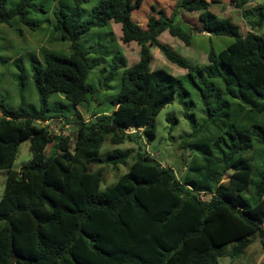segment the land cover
Wrapping results in <instances>:
<instances>
[{
  "label": "trees",
  "instance_id": "1",
  "mask_svg": "<svg viewBox=\"0 0 264 264\" xmlns=\"http://www.w3.org/2000/svg\"><path fill=\"white\" fill-rule=\"evenodd\" d=\"M34 1L18 0L8 7V0H0V25L19 18L33 28L36 24L28 14ZM89 1L73 0L71 10L54 11L53 28L70 43V53L45 50L43 64L32 65L40 111L8 108L0 100V170L12 169L23 142H30L32 152L27 164L6 177L0 198V264H219L227 252L234 259L243 256L256 237L264 247V122L247 126L236 119L247 105L250 114L264 117V35H243L231 18L209 10L210 0H177L178 7L199 12L202 31L234 39L219 50L211 46L208 64L200 67L159 40L169 31L191 44L192 30L177 21V11L151 16L143 28L133 19V0H98L86 16L83 5ZM233 1L244 18L252 13L244 9L246 0ZM257 10L254 28L264 22V9ZM110 21L121 24L125 43L140 45V59L125 69L111 113L98 114L91 123L73 118L72 143L71 136L54 134L37 121L62 116L46 113L54 93L74 104L90 101L87 80L97 64L88 56L108 54L109 47L85 48L79 37ZM154 45L189 75L201 77L193 84L208 115L200 127L216 122L218 114L223 117L217 135L210 138L218 154L208 147L209 140L203 147L193 142L204 149L206 162L200 166L197 161L185 181L139 149L134 153L117 147L106 158L100 155L108 138L114 145L136 142L141 135L148 142L154 139L157 116L176 95L187 108L185 116H190L185 99L191 92L183 79L151 68ZM116 68L112 66L106 83ZM20 79L24 85L22 75ZM256 149L262 153L257 166L248 156ZM130 158L129 170L102 189L103 170L94 171L91 165L126 164Z\"/></svg>",
  "mask_w": 264,
  "mask_h": 264
},
{
  "label": "rangeland",
  "instance_id": "2",
  "mask_svg": "<svg viewBox=\"0 0 264 264\" xmlns=\"http://www.w3.org/2000/svg\"><path fill=\"white\" fill-rule=\"evenodd\" d=\"M17 2L18 0H8V7L15 6ZM97 2L98 0H90L83 5L86 9V16H89L91 7ZM210 2L212 3L209 4V10L222 18H231L240 26L243 35H247L251 31L264 35V22L262 26L254 28L258 21L257 8L264 9V0H246L244 9L252 11L247 18H244L243 11L237 7L233 0H210ZM177 3V0H133L130 6L133 19L143 28L147 27L151 16L158 18L161 12L171 15L177 11V21L192 30L191 44L187 45L180 38L172 36L169 31L162 33L159 40L169 45L174 54L186 59L191 64L200 67L207 65L211 46L219 50L226 47L227 43L233 42L234 39L227 36H214L207 31H202L203 23L199 19V12L187 11L178 7ZM73 6V0H35L28 14V18L36 24L33 28L22 23L19 18L14 19L11 24L0 25V57L4 59V61H0V100L8 108L24 107L30 113L40 111L41 102L33 79L32 65L43 64L42 55L45 50L69 55L70 43L60 38L59 33H56L53 28V23L56 9L71 10ZM79 43L85 48L102 44L109 47L108 54H89L88 56L91 62L97 64L91 70L87 80L91 88L90 101L74 104L62 95L54 93L49 98L46 113L62 116L50 118L47 121H37L39 125L48 127L54 134L64 137L71 136L72 143L76 130L73 118L78 116L91 123L96 120L98 114L111 113L116 108L112 106L111 101L121 91L125 69L140 59V45L136 41L125 43L122 39L121 24L114 21H110L105 27H94L83 33L79 37ZM151 51V68H163L182 78L190 90L191 94L185 99L190 116H185L187 108L182 105L179 96L176 95L174 100L164 107L157 116V135L154 139L148 142L141 135L136 142L126 141L123 144L114 145L108 138L101 146L100 155L106 158L108 153L117 147L134 150V153L139 149L163 165L172 167L177 176L185 181L188 174L193 175L190 168L193 169L197 161L201 163L200 166L206 162L204 149L200 150L193 146V142H199L200 146L203 147V141L209 140L208 147L214 151V155L218 154L212 147L213 141L210 138L217 135L223 117L218 114L213 118L216 122L211 120L205 126L200 127L208 115L204 111L205 107L201 103L193 84L198 82L201 77L198 74L196 76L189 75L187 68H182L168 60L157 45L152 46ZM114 65H118L114 78L106 83L105 78ZM223 67L225 68L224 71L232 75L225 66ZM20 75L23 76L24 85L21 83ZM249 108L250 106L247 105L242 115L236 118L238 121L240 120L241 124L249 126L254 122H264L263 116L257 113L250 114ZM234 116L236 115L234 114ZM168 117H172L174 120L170 121ZM195 131L197 133L192 135V132ZM220 134L224 136L225 132L220 131ZM185 139H191V143L183 146ZM52 148V144H50L46 148V153L51 154ZM261 154V149H256L248 154L255 166L258 165ZM31 158L30 142L25 141L20 145L12 169L0 170V198L5 188L8 172L11 170L19 171ZM132 162L133 158H130L126 164L105 162L97 165L92 164L91 168L94 171L103 170L101 188L105 189L114 184L120 175L126 173ZM233 244L234 242L225 246V252L231 250ZM219 264H264V247L261 240L256 237L240 258L234 259L227 252L220 258Z\"/></svg>",
  "mask_w": 264,
  "mask_h": 264
}]
</instances>
